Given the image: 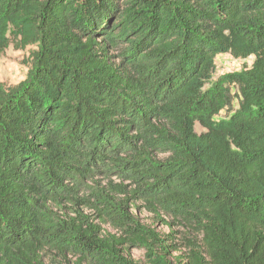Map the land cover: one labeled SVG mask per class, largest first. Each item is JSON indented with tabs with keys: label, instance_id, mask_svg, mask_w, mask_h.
<instances>
[{
	"label": "trees",
	"instance_id": "16d2710c",
	"mask_svg": "<svg viewBox=\"0 0 264 264\" xmlns=\"http://www.w3.org/2000/svg\"><path fill=\"white\" fill-rule=\"evenodd\" d=\"M9 46L36 50L0 91V264H132L121 245L146 264H264V0H0ZM222 54L253 65L213 81ZM132 201L185 259L164 258Z\"/></svg>",
	"mask_w": 264,
	"mask_h": 264
},
{
	"label": "rangeland",
	"instance_id": "374dc122",
	"mask_svg": "<svg viewBox=\"0 0 264 264\" xmlns=\"http://www.w3.org/2000/svg\"><path fill=\"white\" fill-rule=\"evenodd\" d=\"M36 50L34 46H28L23 49H16L9 46L0 54V91L8 92L16 89L20 84L27 80L29 73L33 68L32 53ZM254 58L249 57L245 60L234 59L228 54L218 55L214 58L215 72L213 74V81L226 76L228 74L239 73L244 70H249L253 65ZM230 93L233 97L232 110L238 108L237 90L234 86H230ZM229 114L227 111H222L215 120L226 118ZM195 131L202 132V129L196 125ZM96 184L87 185L86 195L89 198L90 204H97L96 199L91 194L97 196L102 195V188L106 186L107 182L98 179ZM113 183L118 184L117 180H112ZM102 191V192H101ZM121 199V196H116L115 200ZM74 206L70 204H63L56 209L59 216H74L70 210H74ZM77 209L86 217L90 223L100 227V230L106 235H115L116 238L121 235L114 232L110 225L103 224L101 219L97 217V212L90 206H79ZM133 220L138 222L141 227L150 229L155 232L162 240V245L166 248V260L185 259L187 255L186 242L181 237L176 235L177 230L170 231L162 222H158L155 216L145 209L141 202L132 201L124 210ZM171 246L170 248H167ZM120 253L124 258L132 264H146V251L143 248L136 246L121 245L118 247ZM159 248H155L157 251Z\"/></svg>",
	"mask_w": 264,
	"mask_h": 264
}]
</instances>
